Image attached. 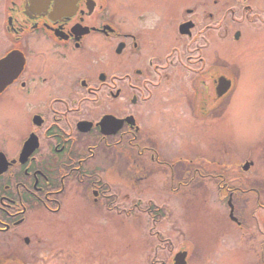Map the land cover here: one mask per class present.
<instances>
[{"label": "flooded vegetation", "instance_id": "af4514ba", "mask_svg": "<svg viewBox=\"0 0 264 264\" xmlns=\"http://www.w3.org/2000/svg\"><path fill=\"white\" fill-rule=\"evenodd\" d=\"M141 4L0 0V264H67L72 241L98 233L102 215L129 210L152 217L157 248L172 251L168 230L157 231L171 222L167 203L142 207L136 190L179 194L205 178L232 221L249 227L251 218L264 234V190L222 166L218 137L197 152L176 145V154L160 142L172 107L199 131L217 119L235 87L219 44L246 23L264 24L255 0ZM253 201L259 208L249 210ZM259 249L264 264V241Z\"/></svg>", "mask_w": 264, "mask_h": 264}, {"label": "rangeland", "instance_id": "374dc122", "mask_svg": "<svg viewBox=\"0 0 264 264\" xmlns=\"http://www.w3.org/2000/svg\"><path fill=\"white\" fill-rule=\"evenodd\" d=\"M255 2L264 19V0ZM240 31L239 39L234 40L231 30L226 38L222 36L219 44L221 69L226 73L231 70L237 86L222 98L217 119L205 121L203 130L199 131V127L181 119L184 115L172 107V113H166L167 124H160V142L167 153L176 154L180 152L173 150L176 145L185 148L181 153L191 146H196L197 152L204 149V144L198 142L205 140V147H208L212 144L208 139L218 137L222 166L236 175L264 181V24L246 23ZM221 34H224V28ZM246 160L254 161L248 171L242 169ZM204 164L212 168L213 158L205 156ZM111 176L114 181L119 177L115 173ZM214 185L213 180L205 178L195 181V189H183L179 194L173 191L171 195L162 189L136 190L139 195L135 197L142 199V207L147 206L150 198L157 199L162 206L167 203L171 222H162L157 231L168 230L166 237L172 242V251H166L164 245L157 248L164 242L150 232L152 217L136 210L137 214L129 210L120 217L116 211V214L102 215V227L93 237L87 238V242L85 238L84 243L72 241L73 250H77L74 259L67 264H170L180 248L188 251V264H263L258 251L264 234L258 232L254 224L251 227L252 220L248 222L250 228L243 223L239 227L232 221L228 216L229 209L218 201ZM165 199L167 202L163 201ZM245 212H248L246 208ZM263 221L264 211L259 219L264 230ZM62 251L64 257L66 251Z\"/></svg>", "mask_w": 264, "mask_h": 264}, {"label": "water", "instance_id": "95a60500", "mask_svg": "<svg viewBox=\"0 0 264 264\" xmlns=\"http://www.w3.org/2000/svg\"><path fill=\"white\" fill-rule=\"evenodd\" d=\"M224 79H226V78H224ZM231 84H232V82L229 79L225 80L223 84L221 83V85L223 87L221 86L222 88H221V91H220V95L225 94L231 88ZM252 164H253V162H247L244 165V169L245 170L249 169ZM186 257H187V252L186 251L177 253L176 254V258H175L176 264H186L187 263Z\"/></svg>", "mask_w": 264, "mask_h": 264}, {"label": "trees", "instance_id": "16d2710c", "mask_svg": "<svg viewBox=\"0 0 264 264\" xmlns=\"http://www.w3.org/2000/svg\"><path fill=\"white\" fill-rule=\"evenodd\" d=\"M253 182L257 185V187H259V191L264 190V181H262L261 179H257V180H253ZM253 203L254 205H256L255 201Z\"/></svg>", "mask_w": 264, "mask_h": 264}]
</instances>
